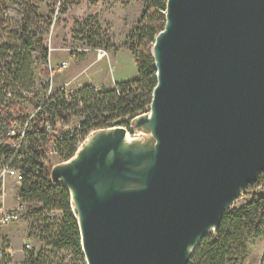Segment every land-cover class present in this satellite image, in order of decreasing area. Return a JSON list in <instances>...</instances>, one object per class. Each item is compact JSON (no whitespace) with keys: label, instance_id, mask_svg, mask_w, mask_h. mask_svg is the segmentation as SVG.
<instances>
[{"label":"water","instance_id":"water-1","mask_svg":"<svg viewBox=\"0 0 264 264\" xmlns=\"http://www.w3.org/2000/svg\"><path fill=\"white\" fill-rule=\"evenodd\" d=\"M151 53L152 151L107 130L51 171L86 264H187L264 172V0H166Z\"/></svg>","mask_w":264,"mask_h":264},{"label":"trees","instance_id":"trees-1","mask_svg":"<svg viewBox=\"0 0 264 264\" xmlns=\"http://www.w3.org/2000/svg\"><path fill=\"white\" fill-rule=\"evenodd\" d=\"M165 8L166 0H142L140 18L127 36L128 42H132L125 46L133 54L136 78L115 83L111 88L97 89L85 84L74 93L60 90L48 94L41 105L28 98L36 109L30 117L21 98L22 92H29L34 86L30 70L32 53L37 52L42 63L47 62V48L37 30L40 17L35 6L24 7L20 26L13 31L17 42L0 43V66L7 69L11 78L8 83L2 79L10 90L0 100V121L7 144L0 150V157L4 156L2 163L12 159L11 165L21 174L16 194L29 206L25 215L43 217L42 224L36 226V235L43 245L38 251H27L23 264H64L65 253L72 255L70 260L76 264H86L70 194L64 186L52 182V166L48 164L47 156L54 150L64 160L70 159L78 143L92 130L108 128L121 119L149 110L156 85L151 48L155 36L164 28ZM87 45L95 47L91 40ZM109 47L112 46L109 44ZM74 118L77 119L74 128L64 130L62 126H69ZM59 121L62 125L57 128ZM17 122H26L29 128L24 131V138L15 153L9 146L11 141L19 138L13 131ZM57 130L60 131L58 135ZM26 141L28 146L24 149ZM263 174L257 182L247 186L246 190L252 188L249 199L224 212L219 226L200 241L187 264H239L245 259L248 238L264 233V195L253 192L256 187L263 186V181L259 182ZM53 210L60 211L61 217L57 221L47 215Z\"/></svg>","mask_w":264,"mask_h":264},{"label":"rangeland","instance_id":"rangeland-1","mask_svg":"<svg viewBox=\"0 0 264 264\" xmlns=\"http://www.w3.org/2000/svg\"><path fill=\"white\" fill-rule=\"evenodd\" d=\"M29 6H35L40 17L37 30L41 34L43 46L47 48V62L45 64L42 63L37 52L34 51L31 55L30 70L34 86L29 92H22L23 97L21 98V104L26 107V113L29 117L36 112V109L29 103L28 98H33L41 105L48 94L52 95L60 90H64L65 93H74L76 89L85 84L93 85L97 89L111 88L115 85L114 79L136 78L137 67L132 58L133 54L125 45L132 42L131 40L128 42L127 36L140 16L134 24L128 23L126 13L129 10L126 6H118L113 3H92L86 2V0H0V43L14 44L17 42L13 36V31L20 26L24 7ZM90 40L95 47L87 45ZM109 44L112 46L111 48ZM102 52H105L104 55L99 57ZM109 58L112 61L111 65ZM61 62H66L67 65L62 68ZM3 78L7 80V83L11 81L7 69L1 64L0 100L3 94L10 90L4 84L6 82L2 80ZM43 84L46 85V88H41ZM106 85H110V87H106ZM149 114L150 110L130 118L121 119L108 128L92 130L78 143L76 152L82 149L86 150L93 136L107 130L119 131L122 136L129 135L138 144L137 148L135 146L134 148L139 149L138 151L148 150L151 152L155 138L151 132L150 123L145 120ZM72 122L69 126L65 125L62 128L71 131L77 119L74 118ZM61 125L60 121L57 122V128ZM2 127L0 121V150L7 145L6 134ZM28 128L26 122H17L13 131L16 134L24 133ZM55 133L58 135L60 131L57 130ZM27 146L26 141L24 142V149ZM9 148L14 149L12 144ZM3 159L4 156H1L0 165ZM47 159L48 164L52 166L51 171L61 167L69 160H64V157L57 152L53 153V151L48 154ZM259 179V182L263 181L264 183V174ZM5 186L8 204L14 205L16 202L15 195L17 196L16 192L20 184L18 185L9 178ZM251 190L252 188L242 192L230 207L239 206L247 201ZM255 192L264 195V184L258 186ZM42 218L28 214L1 230L2 236L7 237L6 241L16 251L15 259L18 261L16 264H22L19 260L22 258L23 250L21 249L24 240L30 244V249L33 251H38L42 247L43 243L36 235V226L42 224ZM55 224L57 225L58 222ZM27 233L28 236H26ZM246 245L245 259L239 264H260L264 252V233L260 236H251ZM65 256L67 258H65L64 264H76V261L70 260L72 255L65 253Z\"/></svg>","mask_w":264,"mask_h":264},{"label":"built area","instance_id":"built-area-1","mask_svg":"<svg viewBox=\"0 0 264 264\" xmlns=\"http://www.w3.org/2000/svg\"><path fill=\"white\" fill-rule=\"evenodd\" d=\"M104 53L105 52H102V56L104 55ZM66 65H67L66 62H61L60 64L62 68H64ZM46 128L49 129V126L46 125ZM11 133H13V131H11ZM17 134H19L18 140L11 141V144L14 147L15 153L19 149L20 144L24 138L23 133H17ZM53 153H56V152L53 150ZM11 161L12 159L0 165V264H16V262H18L15 259V253H16L15 249L11 246V244L8 241H6L7 237H5L4 235L2 236L1 230L4 227H7L17 222L22 216L23 217L26 216L25 214L29 210V206L24 204L22 201H20L16 195H15L16 202L14 203V205L8 204V201H7L8 194H7V189L5 186L6 181L9 178H11L18 185L21 182V174L19 170H17L11 165ZM257 188L258 187H256L253 190V192H255ZM47 215L49 216L51 220H55V221H57L61 217L60 211L58 210L50 211ZM26 236H28V233ZM30 248H31L30 244L26 243V240H24L22 249H21L23 250L21 253L22 258L19 260L20 262H22V264L24 263L25 258H26L25 253L27 251H31ZM259 263L264 264V252H263V255Z\"/></svg>","mask_w":264,"mask_h":264},{"label":"crops","instance_id":"crops-1","mask_svg":"<svg viewBox=\"0 0 264 264\" xmlns=\"http://www.w3.org/2000/svg\"><path fill=\"white\" fill-rule=\"evenodd\" d=\"M86 2H92V3H113L118 6H126L129 11H127V16L126 21L130 24H134L136 20L139 18L141 11H142V0H86ZM116 54V53H115ZM113 55V57L115 56ZM133 58V56H132ZM109 62L111 65L110 58ZM130 79H122V80H113L114 83L122 82V81H127L131 80ZM105 84V83H102ZM63 86V85H62ZM106 87H110V85H106Z\"/></svg>","mask_w":264,"mask_h":264},{"label":"bare ground","instance_id":"bare-ground-1","mask_svg":"<svg viewBox=\"0 0 264 264\" xmlns=\"http://www.w3.org/2000/svg\"><path fill=\"white\" fill-rule=\"evenodd\" d=\"M100 56H102L101 53L99 54V57H100ZM148 118H149V120H152V121H153V111H152V109L150 110V114H149ZM152 121H151V124H152ZM151 135H152V134H151ZM88 139H90V138H88ZM131 142H134V139H132L131 137H129V135H125V137H124V141L122 142V145H121L122 148H127L128 144L131 143ZM97 188H98V189H101V185L98 184V185H97ZM72 203H73V205H74V209H75V211H76V215H77V217L79 218V214H78V212H77L76 204H75L74 201H72ZM192 246H193V245H189V246H188V251H191Z\"/></svg>","mask_w":264,"mask_h":264}]
</instances>
